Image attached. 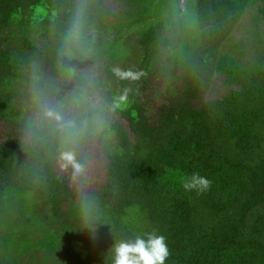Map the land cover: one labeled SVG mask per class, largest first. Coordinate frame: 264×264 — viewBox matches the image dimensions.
Segmentation results:
<instances>
[{
	"label": "trees",
	"instance_id": "16d2710c",
	"mask_svg": "<svg viewBox=\"0 0 264 264\" xmlns=\"http://www.w3.org/2000/svg\"><path fill=\"white\" fill-rule=\"evenodd\" d=\"M122 1L137 16L125 14L124 26L142 22L145 0ZM78 11L84 13L83 33L109 13L105 0H0V122L23 128L0 138V244L17 239L4 249L0 264H18L31 253L18 241L37 234L28 225L38 220L54 229L45 248L54 256L60 254L57 231L90 229L91 223L101 239L108 230L119 242L163 235L169 249L165 264H264V0H197L199 37L192 44L182 14L171 19L166 36L154 27L138 35L140 62L132 71L137 80L126 95L115 88L109 92V104L129 131L113 125L90 135L102 140L108 159L105 182L88 201L94 202L92 220L83 217L84 210L68 219L62 209L77 200L67 176L55 170L70 145L57 122L43 115L50 103L42 96L67 112L72 98L63 83L71 97L82 92L81 69L94 63L87 55L71 61L60 56ZM248 11L252 16L244 24ZM69 67L77 77H68ZM159 75L175 89L150 103L144 91ZM24 81L45 94H39L41 102L29 103L39 107L34 119H24V108L13 106L11 88ZM90 109L81 116L88 123ZM86 158L76 157L83 167ZM193 172L211 181L206 192L183 189L182 177Z\"/></svg>",
	"mask_w": 264,
	"mask_h": 264
},
{
	"label": "rangeland",
	"instance_id": "374dc122",
	"mask_svg": "<svg viewBox=\"0 0 264 264\" xmlns=\"http://www.w3.org/2000/svg\"><path fill=\"white\" fill-rule=\"evenodd\" d=\"M196 3L197 0H145L144 4H142L145 7L143 21L127 28L124 26L127 22L125 14L129 15L128 13H130V16L136 19L137 16L131 14L135 10L130 9L125 1L105 0V8L109 10L108 15L104 16L102 23L98 27L94 26L87 30V33H84L85 38H89L93 44L91 47H87V56L94 60V63L88 66L87 69H81L85 74V87H83L82 93L86 98V102L79 108H76L72 103L68 104L67 112L64 114L66 118H76L78 123L84 124L85 130L80 137L85 136V133L89 132V137L83 140L79 137L75 142L69 144L70 148L67 150H71L75 157L85 155L87 158L85 159L83 170L80 173H76L63 160H60L55 165L57 174L67 176L72 190L77 194V200L69 201L62 207L68 219L72 220L75 217H79L81 215L79 212L81 210L85 211L86 208L92 214L91 212L93 211L91 208L94 202L91 206L89 204L90 200H94L92 193L98 191L99 187L105 182L107 174L106 165L108 164L106 150L103 148L101 144L103 142L100 138L91 137L90 135L98 133L102 127L113 125L124 131H129L126 119L119 115L109 104L111 100L109 92L120 89V91H123L122 94L124 93L123 95H126L133 81L137 80L136 75L132 71L138 67V63L140 62L139 54L136 51V39L138 35L147 28L154 27L159 35L166 36L170 29L171 19L175 15L182 14L186 17L189 28L192 30L191 36L187 38L188 43L192 44L193 39L199 37L197 15L194 12ZM251 16L252 12L248 11L242 23L247 24ZM240 32V29L236 31L237 34ZM237 34L234 37H237ZM158 50L161 51L160 48ZM128 56L130 60L125 61L124 59ZM107 67H110L112 71L107 73ZM25 73L27 75L32 74L31 70H25ZM116 73L117 76L115 77ZM73 78L71 81H67L70 86L74 80ZM113 78L118 80V83L113 84ZM161 78L160 75L154 77L152 80L153 84L144 91V96L146 99H150L148 100L150 103L154 101L159 102L175 89V85H173L171 79L168 77ZM65 83H63L64 86H62V89H65L67 98L71 99L72 92L69 91L71 89ZM11 89L16 95L13 106L24 108L22 117L24 116V119L36 118L34 112L39 111V107L35 103L34 105L32 104L33 106H29V103H33V101L41 102L43 99L39 98V94L45 96L43 90H40L35 84L29 81L15 82ZM49 96H52V94L47 95V97ZM42 98L50 103V106L48 105L44 109L43 115L48 117L47 113L49 111H60L58 110V106H54L50 102L49 98L43 96ZM89 108L93 111L89 122L90 125L88 121L81 118ZM35 122H37V119ZM16 126L17 124H13L7 127L3 121L0 122L1 140H4L6 137L5 134L10 133L11 130L18 132L23 129L20 126H18L19 128ZM114 138L117 140L116 136ZM113 145L116 147L117 143L115 142ZM83 213V217H85V212ZM45 222V220H38L36 224L31 223L32 225H28L30 231H38H36V237L33 236L32 238L18 241L19 244L23 243L20 246L22 249L28 248L29 252H31L22 255L19 258L18 264H96L97 262L99 264H113V246L115 247L119 241L118 237L112 235L109 230H104L106 232L103 233V239L96 237L95 233L87 229L85 225L75 226L72 230L66 231L63 234L57 231L58 251H60V254L58 255L56 253L57 256H54V254L47 253L48 251L45 249L51 244L49 243L48 236L50 235L48 233L53 234L51 231L54 230ZM59 225L61 226L60 223H58ZM1 235L4 239L9 238V232L7 231H3ZM16 240L11 239V242L0 244V259L3 257L2 253L4 249H7L9 245H15V242L17 243ZM22 249L21 251H23ZM28 250H25L24 253ZM99 251L103 252L98 253Z\"/></svg>",
	"mask_w": 264,
	"mask_h": 264
},
{
	"label": "clouds",
	"instance_id": "9594fccd",
	"mask_svg": "<svg viewBox=\"0 0 264 264\" xmlns=\"http://www.w3.org/2000/svg\"><path fill=\"white\" fill-rule=\"evenodd\" d=\"M84 13L78 11L74 19L73 26L66 38L65 44L60 52V56L69 61L78 56L87 55V43L83 33ZM68 77H77L74 68H67ZM86 102L84 94L79 89L73 93L71 103L79 108ZM48 117L55 120L62 130V140L65 144L75 142L84 132L85 126L78 123L76 118H66L63 111L51 110L47 113ZM60 159L66 165H70L76 173L83 170V164L79 162L71 150L63 151ZM182 187L185 191H195L197 193L206 192L211 181L193 172L191 175L182 177ZM86 219H95L87 210H85ZM91 230H95L91 223L88 224ZM169 257V249L166 239L163 235L156 232L147 233L145 236H139L133 242L121 241L113 248V264H165Z\"/></svg>",
	"mask_w": 264,
	"mask_h": 264
}]
</instances>
